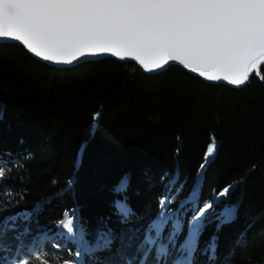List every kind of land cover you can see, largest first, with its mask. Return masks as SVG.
Instances as JSON below:
<instances>
[{
  "label": "trees",
  "instance_id": "1",
  "mask_svg": "<svg viewBox=\"0 0 264 264\" xmlns=\"http://www.w3.org/2000/svg\"><path fill=\"white\" fill-rule=\"evenodd\" d=\"M261 77L264 61L239 89L111 58L58 68L0 43V264H125L162 213L164 237L180 226L172 264L208 205L193 264H264ZM65 213L89 247L103 233L110 246L83 251Z\"/></svg>",
  "mask_w": 264,
  "mask_h": 264
},
{
  "label": "snow or ice",
  "instance_id": "2",
  "mask_svg": "<svg viewBox=\"0 0 264 264\" xmlns=\"http://www.w3.org/2000/svg\"><path fill=\"white\" fill-rule=\"evenodd\" d=\"M13 34L14 40H22L35 56L48 53L45 61L81 48H116L135 52L137 57H153L155 70L161 69L157 60L167 64L179 57L181 64L188 60L210 72H229L264 61V0H0V39H9ZM208 79L218 77L209 75ZM248 79L243 74L242 79L231 83L239 87ZM214 148L213 142L206 159ZM227 191L225 188L220 195ZM197 199L198 190L193 188L189 203L195 205ZM166 204L161 201L162 208ZM117 207L122 215H129L126 205L118 203ZM209 208L211 205L198 213L194 209L188 239L172 264H193L192 253L203 226L201 217ZM166 222L162 213L147 227L125 264H168L175 253L180 226L177 222L164 237ZM59 226L85 252L111 244L110 234L103 233L96 247H89L83 231L73 226V217L68 213ZM209 250L215 255L214 243ZM4 262L27 264L15 258L9 262L7 257Z\"/></svg>",
  "mask_w": 264,
  "mask_h": 264
},
{
  "label": "water",
  "instance_id": "3",
  "mask_svg": "<svg viewBox=\"0 0 264 264\" xmlns=\"http://www.w3.org/2000/svg\"><path fill=\"white\" fill-rule=\"evenodd\" d=\"M0 43H12L18 44L24 47L33 57L37 60L41 61L50 66L58 67V68H71L77 65L83 64L88 61H98L101 59H115L121 62H132L140 66L146 73L148 74H156L166 71L171 66H179L187 70L192 75L199 77L200 79L212 83V84H225L232 88H243L247 84L248 80L242 86H234L231 82L234 79H242L243 74H247L250 78L251 74L255 70V67L262 63V60H258L256 65L253 67H249L247 69L243 68H235L229 72H210L204 68L197 67L195 64H191L188 60H185L183 64L180 63L179 57L174 60H168L165 57V60H168L167 64L164 63L163 60H157L156 63L161 64L160 70H155L154 64L152 63L153 57L145 55L142 57H137V54L132 51L124 50V49H116V48H108V49H101V48H81L80 51L73 52L72 54H64V55H55L52 56L51 61H45L44 56L48 55V53H42L40 56H35L31 49H29L26 45H24L23 41H15L14 34L9 39H0ZM83 53V58L82 54ZM143 61V62H142ZM203 72V75L201 73ZM209 75H215L218 77L217 80H209ZM227 77V79H225Z\"/></svg>",
  "mask_w": 264,
  "mask_h": 264
},
{
  "label": "bare ground",
  "instance_id": "4",
  "mask_svg": "<svg viewBox=\"0 0 264 264\" xmlns=\"http://www.w3.org/2000/svg\"><path fill=\"white\" fill-rule=\"evenodd\" d=\"M171 67H173V66H171ZM179 67V66H178ZM182 68V67H181ZM184 69V68H183ZM168 70V69H167ZM187 71V70H186ZM188 72V71H187ZM191 74V73H190ZM195 76V75H194ZM197 77V76H196Z\"/></svg>",
  "mask_w": 264,
  "mask_h": 264
}]
</instances>
